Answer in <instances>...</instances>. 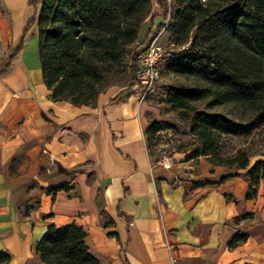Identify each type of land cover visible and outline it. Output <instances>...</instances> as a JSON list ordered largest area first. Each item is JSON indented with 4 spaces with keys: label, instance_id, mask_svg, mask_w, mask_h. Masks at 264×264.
Wrapping results in <instances>:
<instances>
[{
    "label": "crops",
    "instance_id": "crops-1",
    "mask_svg": "<svg viewBox=\"0 0 264 264\" xmlns=\"http://www.w3.org/2000/svg\"><path fill=\"white\" fill-rule=\"evenodd\" d=\"M29 1L0 0V71L33 17ZM115 95L93 107L53 101L31 33L1 74L0 252L9 264H42L36 242L72 223L97 264H171L170 250L178 264H264V181L247 199L242 171L201 159L196 169L159 167L140 94ZM235 235L246 240L230 249Z\"/></svg>",
    "mask_w": 264,
    "mask_h": 264
},
{
    "label": "trees",
    "instance_id": "trees-1",
    "mask_svg": "<svg viewBox=\"0 0 264 264\" xmlns=\"http://www.w3.org/2000/svg\"><path fill=\"white\" fill-rule=\"evenodd\" d=\"M154 4L160 14L150 25L160 20L157 32L163 28L170 46L162 59L164 73L192 82L170 88L166 99L188 129L192 149L186 160L203 158L235 176L244 172L250 184L246 198L255 197L264 181V160L251 164L247 145L264 127V0H30L33 17L0 76L35 28L43 82L53 101L88 106L127 64L133 85L135 53L144 43L138 34ZM156 33L149 31L145 40ZM224 105L236 109V120L206 111ZM167 128L155 122L145 130L152 162L158 159H152L151 145ZM61 189L67 190L56 188ZM33 204L24 210L34 209L37 201ZM85 238L74 223L49 227L36 242L35 253L42 264H97ZM245 240V235H235L228 247ZM10 261L8 253L0 252V264Z\"/></svg>",
    "mask_w": 264,
    "mask_h": 264
},
{
    "label": "rangeland",
    "instance_id": "rangeland-1",
    "mask_svg": "<svg viewBox=\"0 0 264 264\" xmlns=\"http://www.w3.org/2000/svg\"><path fill=\"white\" fill-rule=\"evenodd\" d=\"M159 14L160 10L154 4L152 15L147 19V23L143 25V28L140 29V32H143V35L139 40V43L142 44L144 42V45L148 39L152 37L150 36L145 40V36L149 31H151V34H155L157 32L160 20L155 19L153 26L150 25V21L152 17L159 16ZM31 34L35 35L37 38V31L35 28L31 31ZM156 34H159L158 43L168 52L170 46L167 44V37L163 31V28H161V30ZM163 65L164 62L162 61L159 65V78L152 90L145 96L143 100L145 105L144 114L148 124L150 125L151 123L156 122L158 124L169 126V128L162 130L156 135V142L152 144L150 148L153 156L152 159H159L163 154H171L173 155L174 160H176L178 163L188 162V165H191L196 169L198 168L200 159L193 161L186 160L192 149V145L189 142L190 139L188 135V129L186 125L178 118V113L173 112L166 101L168 90L170 88L190 87L192 82L185 78L165 74ZM131 87L132 82L129 73V64H127L125 69L120 74H118L109 85L102 89L97 98L85 107H93L96 104L98 97L104 96L106 94L116 93L115 98L124 97L126 94L130 93ZM206 111L210 113L221 114L229 120H236L237 118L236 109L227 105L214 107ZM247 147L249 152L253 154L252 158L250 159L251 164L257 160H264V127L260 131L253 133L250 139H248ZM201 160L205 159L201 158ZM33 263L38 264L37 262Z\"/></svg>",
    "mask_w": 264,
    "mask_h": 264
},
{
    "label": "built area",
    "instance_id": "built-area-1",
    "mask_svg": "<svg viewBox=\"0 0 264 264\" xmlns=\"http://www.w3.org/2000/svg\"><path fill=\"white\" fill-rule=\"evenodd\" d=\"M159 34L148 39V41L136 50L135 53V72L134 84L132 85L135 92L140 94V101L152 90L159 78V65L162 62L164 54L167 52L158 43ZM174 164L171 154H163L157 160L156 165L163 169H170ZM171 264H178L177 258L173 251H168Z\"/></svg>",
    "mask_w": 264,
    "mask_h": 264
}]
</instances>
